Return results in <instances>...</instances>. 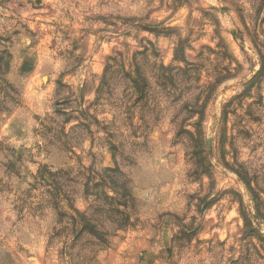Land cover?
<instances>
[{
	"label": "rangeland",
	"instance_id": "rangeland-1",
	"mask_svg": "<svg viewBox=\"0 0 264 264\" xmlns=\"http://www.w3.org/2000/svg\"><path fill=\"white\" fill-rule=\"evenodd\" d=\"M0 264H264V0H0Z\"/></svg>",
	"mask_w": 264,
	"mask_h": 264
}]
</instances>
